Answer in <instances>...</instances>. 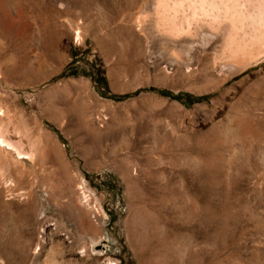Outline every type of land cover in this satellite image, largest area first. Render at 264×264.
I'll return each instance as SVG.
<instances>
[{
    "label": "rangeland",
    "instance_id": "374dc122",
    "mask_svg": "<svg viewBox=\"0 0 264 264\" xmlns=\"http://www.w3.org/2000/svg\"><path fill=\"white\" fill-rule=\"evenodd\" d=\"M189 2L0 0V264H264V60Z\"/></svg>",
    "mask_w": 264,
    "mask_h": 264
},
{
    "label": "bare ground",
    "instance_id": "6f19581e",
    "mask_svg": "<svg viewBox=\"0 0 264 264\" xmlns=\"http://www.w3.org/2000/svg\"><path fill=\"white\" fill-rule=\"evenodd\" d=\"M186 1H189V0H186ZM252 3H258V2H252ZM253 6L255 7L256 5L253 4ZM253 6L252 4L251 5L248 4L245 6L243 0L242 2H238V1L236 2V0L235 1L234 0H190L189 4H187L188 10H190V14L192 15V17H195V18H196V15L200 14L201 16H203V18L206 17L207 19L210 18V20H214V19H217L219 16H222L220 15L222 12L224 13V15L220 17L222 18V21H221L222 25L220 23L218 27L220 30V33L217 30V31H211L208 35H206L208 38L210 37V41L213 40L214 38L216 39L217 37L223 38L224 51H227L230 54L229 57H231V59L227 61L224 60L223 62L215 63V65H218L220 71H222L225 68L234 69L235 67H237L238 64H243L244 68L245 66L247 68V66H252L254 64L256 65L258 62L264 60V6L263 8H261L259 7L260 6L259 4L258 6H256L259 8L256 9L255 7V10L250 8ZM219 11L221 13H219ZM255 21L257 23H255ZM255 24H257L258 28H256ZM184 30L183 32H178L179 31L178 30L176 31L175 34H172L171 32H168V34L165 33V35H163V38L165 39L166 43L167 41H169V42H173L176 44L178 43L179 45H181V40L182 42H189V40H191V38L193 39V36L195 35L190 34L188 32V29H187V32ZM237 30H239L238 36H237V33H238ZM256 43H259L261 46L259 45V47L256 46L255 48L254 46L257 45ZM190 48L192 50L194 47L190 45ZM175 61L178 64H183L187 66V68L191 67V64L189 63V61L186 63L178 59ZM5 139L4 137L0 136V144L1 145L5 144L6 146L10 148L9 144L11 143H8ZM71 244H74V243L72 242ZM37 246L39 248L41 245L37 244ZM36 253L38 254V251ZM34 256H37V255L35 254ZM1 257H2V254H1ZM55 259L54 258L50 259L46 263L59 264V262H57L58 260L56 261ZM5 262L1 261L2 264H6ZM68 264H74V261L73 262L69 261Z\"/></svg>",
    "mask_w": 264,
    "mask_h": 264
},
{
    "label": "water",
    "instance_id": "95a60500",
    "mask_svg": "<svg viewBox=\"0 0 264 264\" xmlns=\"http://www.w3.org/2000/svg\"><path fill=\"white\" fill-rule=\"evenodd\" d=\"M90 253L93 255H101L109 248L108 242L103 239H91L89 242Z\"/></svg>",
    "mask_w": 264,
    "mask_h": 264
},
{
    "label": "trees",
    "instance_id": "16d2710c",
    "mask_svg": "<svg viewBox=\"0 0 264 264\" xmlns=\"http://www.w3.org/2000/svg\"><path fill=\"white\" fill-rule=\"evenodd\" d=\"M175 99H178L179 97L178 96H176V97H174Z\"/></svg>",
    "mask_w": 264,
    "mask_h": 264
}]
</instances>
